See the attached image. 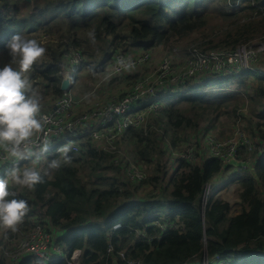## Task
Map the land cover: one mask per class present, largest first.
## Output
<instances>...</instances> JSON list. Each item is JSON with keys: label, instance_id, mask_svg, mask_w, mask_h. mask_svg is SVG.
<instances>
[{"label": "trees", "instance_id": "trees-1", "mask_svg": "<svg viewBox=\"0 0 264 264\" xmlns=\"http://www.w3.org/2000/svg\"><path fill=\"white\" fill-rule=\"evenodd\" d=\"M211 10L218 19L233 16L235 23L212 46L219 48H202L206 44L202 37L194 45L200 51L234 49L264 37V0H0V64L10 62L5 45L14 33L36 39L45 53L26 74L31 88L37 91L44 84L51 95L60 96L64 56L70 51L83 57L80 69L97 73L112 61L118 49L148 50L202 31ZM89 32L95 33V42ZM244 76L255 77L254 92L264 98V69L259 67L223 79L193 78L179 86L187 89L171 96L159 95L169 102L178 99L191 108L198 105L199 116L206 105L211 111L222 104L228 107L227 100L221 99L233 95L229 96L226 89L233 85L232 80ZM224 94L228 97L218 96ZM162 117L174 130L172 143L196 126L173 106L162 111ZM241 126L248 133L245 125ZM132 136L135 159L151 167L164 153L161 140L142 131L132 132ZM242 149L236 156L237 165L246 168L233 174L241 211L234 216L227 202L205 196L222 171H235L234 165L226 166L216 157L200 164L178 161L174 174L163 185L161 181L156 184L155 178L143 181L145 169L141 167L139 176L111 178L106 174L109 168L102 165L113 156L110 151L89 149L83 160L73 153H67L68 160L53 155L41 170L43 182L32 189L30 197L19 194L17 198L28 201L25 218L36 213L32 223L41 224L50 233L52 227L53 243L64 244L69 255L82 251L79 264H201L205 257L210 264H264V147L259 151L254 147L252 152L251 148ZM53 158L61 159L62 164L48 169ZM85 162L90 166L87 182L79 176ZM148 183L158 193L143 199L135 196L141 185ZM0 264H5V257L0 258ZM15 264L45 263L23 256ZM48 264L67 263L52 257Z\"/></svg>", "mask_w": 264, "mask_h": 264}, {"label": "rangeland", "instance_id": "rangeland-1", "mask_svg": "<svg viewBox=\"0 0 264 264\" xmlns=\"http://www.w3.org/2000/svg\"><path fill=\"white\" fill-rule=\"evenodd\" d=\"M215 14L216 12L214 10H211L209 12L208 16L210 20L209 22L206 23V26L202 31L193 33L185 38L172 39L165 45L151 47L148 49V51L146 50L147 51L146 53L150 55V61L145 65L142 64L141 66L135 67L134 69H131L130 71L126 72V73H132L130 76L124 78L125 80L131 81L127 84H122L121 76L111 75L110 73L106 75L105 73H100V72L99 74H93L90 73V70H88L87 68H82V69L79 68L80 70L78 69L77 71H75L70 66H68L67 68L64 66L63 74H69L71 77L70 79L71 84L73 85L75 83L76 87H74L75 89L72 91V93H75L78 90L86 94V96H89V99H94V101H100L101 103H108L112 101L113 98L123 95L128 90H131L137 81L143 79H146L147 93L148 90L152 92H156L157 98H158L157 93L163 88L180 90L181 87L173 86L177 84L175 75H177L182 70V64L180 63V60L177 58L172 59L170 64V69H171L170 74L172 75V77L169 76L168 78L161 79L159 78L160 75L159 73L161 70V59L163 55H165L167 50L170 48H175L179 53V55L183 56L182 53H184V50L190 45L197 46L198 41H200L202 37H204V42L206 43L205 45L202 46V48L204 49L219 48V47L213 48L212 46H215L218 43L220 37L225 33V30L231 28V25H233L235 21L233 20L234 19L233 16L221 17L220 19H218ZM208 42H211V44L208 45ZM259 43L264 44V37L257 38L252 42V45H256ZM136 49L137 48H129L127 51L118 49V51L121 52L122 55H125L127 58L132 59L135 58L138 54H142L144 51L142 49L140 50H136ZM263 50L264 49H261V46L258 45L254 47L253 52L258 53ZM244 62L246 66L249 68L259 67L261 69H264V53L260 56L255 57L252 61L246 60ZM90 74H93L94 77L93 78L87 77V75ZM203 74H209V73H203ZM195 78L205 79V78H215V76L202 75ZM190 80L188 82H190ZM29 83L31 87L30 80ZM246 86H250L249 91H244L243 94H241V91H243L244 88L239 87V85L237 84L236 85L233 84L231 88H229V90L231 91L234 90L231 92L233 95L237 94L240 96H237V98L232 99L228 107L226 105H221L218 108L211 111L210 110L211 107L209 105H206V109L203 111L202 114H199V116H197L195 109L198 107V105L195 106V108H191L186 103L175 104L174 106L180 108L183 111V114L191 120L190 125L192 126L196 125V126L189 130H185L186 132L185 134H180L179 138L174 139L173 142L174 144L172 143V137L174 136L172 132L174 130L166 126V121L162 122L161 120H159L158 122H155L153 115L150 116L149 118V115L152 114L153 112L154 114L159 113L157 106L153 112L148 114L147 117L148 120L146 119L144 125L141 128L135 130H142L145 135L147 133L151 137H156L158 140L163 141L164 146H166L163 148L164 153H166L167 155L173 154L172 160L174 159L173 160L174 163L172 161H169L170 159L168 158V156L163 153L160 157L155 159V162L154 164H152L151 167H146L144 165L142 166V164H140L137 161V159L134 158L133 156L134 147L129 141H125L124 139H122L120 141H117V143H114L113 147L110 148L108 143L103 144V141H99L91 138L92 139L91 142L95 147H99L100 149H106V151H110L114 155V158L110 162L108 160L102 163L103 166L109 168L106 174L109 176L111 175V178H115L116 180H118L119 177H124L125 174L127 177H130L131 175L139 176L141 175L142 170L139 169L138 167H141L145 169V177L143 178V181L147 182L148 180L155 178L157 181L156 184L161 181V183L165 185L168 179L170 178V175H173L175 172L174 168L177 166L178 163L177 159H179V157H176V155L182 153L189 147V151L194 150L195 152V161H193V163L198 164L200 159L199 153L204 152L205 151L204 148L207 149V156H208L211 155L212 153L211 151L213 147H217L218 145H220L221 141H225L227 138H229L228 140H234L237 138L238 141L239 138L238 131H235L233 133L231 129L234 126L239 127L243 124L245 125V128L248 130L251 139V145H252L251 152L254 147L255 148L264 147V109L260 108L262 105H259L258 108V103L254 101L251 97L250 99L247 97L249 92L254 90L255 88L254 82L250 80L248 81ZM235 90L239 92L237 93L235 92ZM37 91L40 92L43 97L42 107H41L42 112L48 110L47 108L48 106L52 107L55 103V100H57L59 97V96L51 95V91L49 89H45L44 84H41L38 87ZM103 91L105 92L114 91L115 96L112 97L109 101L102 102L101 93ZM146 96L148 95L146 94ZM167 102L162 101V103H167ZM76 111L77 108H73L71 110L70 112L71 117H73L72 115H75L77 117V115L81 113L78 112L75 114ZM165 128L168 129V132H164ZM211 136L215 140H213ZM127 139L128 140L130 139L129 134ZM228 140H226L224 143H226ZM256 140L258 142L259 141L262 142L263 144H259L257 146ZM250 163L251 162H248L247 164L248 168ZM3 165L0 167V170L2 169ZM39 168L40 170H42L43 165ZM43 171L45 172V169ZM89 171H90L89 164L84 163L80 166L79 176L85 182L88 181V177L90 176ZM224 171L230 174H225ZM224 171L222 172L221 175L222 177H220L222 181V187L218 186L217 180H214L213 183L216 184L214 185L216 187V191H214L212 195H214L215 198L219 200H223L227 202L230 205V215L234 216L241 211L240 200L238 197L239 186L238 183L233 182V180H231V182L228 181L232 173L235 174L239 172L237 170H235L236 172L233 171L232 168L228 170L226 169ZM220 178H218V180ZM12 188L14 189L13 191L16 192L15 194H17V192L22 193V191H24L25 189L14 183H12ZM209 188H212V185L209 186L208 189ZM153 193L157 194L158 192L155 190V188H153L151 184L149 183L142 184L135 196L138 195L139 198L143 199L147 195H152ZM217 193H219V195H217ZM6 245L7 243L6 242L3 243V239H0V258L5 257V264H15L17 260H14L13 257L11 256V253L14 254L15 251L13 248L7 247Z\"/></svg>", "mask_w": 264, "mask_h": 264}, {"label": "built area", "instance_id": "built-area-1", "mask_svg": "<svg viewBox=\"0 0 264 264\" xmlns=\"http://www.w3.org/2000/svg\"><path fill=\"white\" fill-rule=\"evenodd\" d=\"M258 45L261 46V49H264V44L262 43L256 45H252V43L243 44L229 50L215 49L209 51H200L196 46L192 45L187 47L186 53H182V55L186 57L179 55L175 48H170L161 59L159 78L165 79L169 76L172 77L170 74V64L171 60L174 58L180 60L182 70L175 75L177 84L173 86H182L190 79L202 75H213L215 78L219 79L230 77L233 74L249 69L244 61H252L255 57L264 53V50L258 53L253 52L254 47ZM147 51L145 50L142 54H138L135 58L131 59L133 64L131 69L139 67L142 64L145 65L150 61V55L146 53ZM120 58L129 59L125 55H122L121 52L117 51L110 62L109 68H111L105 71L106 75L110 73L111 75L117 76L130 71L118 65L117 61ZM64 62L66 68L70 66L77 71L81 67L83 57L79 52L70 51L64 56ZM68 76L70 80V75ZM230 83H232V81ZM146 90V79L137 81L133 88L124 93L122 97L108 103H95L88 113L75 120L71 119L70 114L73 109L74 96L69 90L61 91L62 94L55 100L52 107L45 112L41 110V115L48 117V120L42 131L38 133L34 139L37 141V144L47 140L49 148L46 154L50 153L54 146L60 151L65 145L70 146V151L68 153L77 154L79 152L78 146L75 144L72 145V142H65L62 137L64 138L66 131H74L81 121L87 122L93 120L96 123V128L89 133L92 139L98 140L106 138L114 141L118 136L126 133L129 129L142 127L146 122L148 114L151 111L153 112L156 106L158 108V105L165 100L161 99L159 92L157 93V98L156 92L148 90L147 93ZM146 94L148 96H146ZM170 95L171 93L163 94L162 96L166 97ZM235 131L239 133L238 141L237 138L234 140H228L229 138H227L226 140L228 141L226 143H224L226 140L221 141L220 145L213 147L209 157L220 159L226 166L234 165L235 170L239 173H243L246 166H238L236 156L240 150H243L242 148L250 149L252 145L250 137L244 129L236 127L233 133ZM112 141L108 142L110 148L113 147ZM176 157H179L177 162L185 161L193 163V161H195V152L194 150L189 151L188 147L185 151L176 155ZM7 160L5 153L0 151V167ZM210 191L211 188L206 190L205 193L207 194ZM35 215L36 213H32L28 217H24L22 221L16 225L15 230L3 229V236L1 239H3V243L8 242L9 245H13L12 248L15 251L14 254L11 253L13 259L18 260L23 256H31L48 264L52 260V257H57L59 259H64L67 264H79L82 251L75 250L69 255L65 250L64 244L60 242L53 243L54 238L52 234L41 224L34 222L29 223ZM117 227V225L114 226V229ZM111 251L112 250L109 248L108 252L111 253ZM122 253H120L121 256H123ZM128 264L138 263L137 261H130ZM201 264H210V261L205 257ZM216 264L225 263L224 261H218Z\"/></svg>", "mask_w": 264, "mask_h": 264}, {"label": "clouds", "instance_id": "clouds-1", "mask_svg": "<svg viewBox=\"0 0 264 264\" xmlns=\"http://www.w3.org/2000/svg\"><path fill=\"white\" fill-rule=\"evenodd\" d=\"M88 36L95 42L94 32ZM5 47L10 62L0 64V151L12 163L0 176V229L15 230L29 205L9 190V182L31 190L44 179L38 165L42 158L47 159L49 145L47 140L37 144L34 137L42 131L48 117L41 115L42 94L30 87L26 74L44 55L45 48L36 39L20 33H14ZM117 63L125 70L133 67L130 58H120ZM60 151L64 160L70 159L69 145ZM61 164V159L53 158L47 168L57 169Z\"/></svg>", "mask_w": 264, "mask_h": 264}, {"label": "crops", "instance_id": "crops-1", "mask_svg": "<svg viewBox=\"0 0 264 264\" xmlns=\"http://www.w3.org/2000/svg\"><path fill=\"white\" fill-rule=\"evenodd\" d=\"M160 46H162V45H160ZM156 47V46H155ZM140 49H142V50H144L143 48H137L136 50H140ZM187 49V48H186ZM186 49L184 50V53H186ZM145 51V50H144ZM109 66H110V63H108L107 65H106V67H105V69H103L102 71H100V73H105V71L109 68ZM93 74H99V72H97V73H93ZM93 74H90V75H87V77H90V78H93L94 77V75ZM132 73H122V74H120V75H117V76H121V78H122V84H127V83H129V82H131L130 80L128 81V80H125L124 78H126V77H128V76H130ZM65 74H63V76H64ZM67 75H69V74H67ZM139 76V75H138ZM137 76V77H138ZM252 78V79H251ZM253 78H255V77H250V76H244V77H241L239 80L238 79H236L235 81H233L232 80V83L233 84H237V85H239V87H243L244 88V90L243 91H241V94H243V92L244 91H249V87L250 86H246V84L248 83V81H250V80H252L253 82H254V86L256 87L257 86V80L256 79H253ZM70 79H71V77H70ZM207 79H211V78H205L204 80H207ZM93 80V79H92ZM74 87H76L75 86V83L72 85V87H71V90H70V92H71V94L74 96L73 97V99H74V103H73V108H77V111L75 112V114L76 113H78V112H81L79 115H77V117L75 116V115H72L73 117H71V119H73L74 117V120L75 119H78V117L80 118L81 116H83V115H85L86 113H88L90 110H91V108L93 107V105L95 104V103H101L100 101H94V99H89V96H86V94H84V93H82V92H80V91H76L75 93H72V91L75 89ZM182 89H187L188 87H181ZM229 88H231V87H229ZM181 91V89L180 90H173V89H163V90H160L159 91V94H161V95H163V94H174V93H178V92H180ZM226 91H227V93H231L232 91H234V90H227L226 89ZM116 93H119V92H116ZM230 95H233L232 93L231 94H229V96ZM115 96V94H114V91H111V92H105V91H103L102 93H101V100H102V102L103 101H109L112 97H114ZM123 95H120V96H117V97H115V98H113V100L112 101H114L115 99H117V98H120V97H122ZM171 96V95H170ZM218 96H225V97H228V94H224V95H218ZM237 96H240V95H233V98H229V99H227V98H222L221 100H227L226 102H227V105H229V103L231 102V100L232 99H234V98H237ZM249 99H250V97L254 100V101H256L257 103H258V108H259V105H262L260 108H262V109H264V98H261V97H259V96H257L256 95V93L254 92V90H252V91H250L249 92V94H248V96H247ZM177 100V101H176ZM168 101V99L167 100H164L163 102H167ZM162 103V102H161ZM160 103V104H161ZM184 103V102H183ZM183 103H179V100L178 99H174V100H172V101H170V102H167V103H162L161 105H159V108H158V112L159 113H156V114H154V112L152 113V114H150L149 115V118H150V116H154V120H155V122H158L159 120H161L162 122H165L166 121V118H164V117H162V111H164L166 108H169L170 106H173L174 108H177V107H175L174 105L175 104H183ZM187 104V103H186ZM164 105V106H163ZM222 105H225V104H222ZM163 106V107H162ZM51 106H48L47 108L49 109ZM180 109V108H179ZM82 112H84V113H82ZM152 112V111H151ZM150 112V113H151ZM70 119V120H71ZM148 120V119H147ZM92 127H91V126ZM236 127L237 126H234L232 129H231V131L233 132L235 129H236ZM240 128H242L243 129V127L242 126H239ZM96 128V123H95V121H87V122H83V121H81V123L74 129V131H72V132H68V131H66V139H64L65 140V142H67V143H71L72 145L73 144H75V145H77L78 146V148H79V152L77 153V154H75L76 155V157L77 158H80L79 160H83L84 158L83 157H85V152H88V150L89 149H95L98 153H102V152H106V149H100L99 147H95L93 144H92V137L90 136V132L93 130V129H95ZM139 128H141V127H139ZM136 129H138V128H136ZM135 131H138V132H141L142 130H130V131H128V132H126V133H124V134H122V135H120V136H118L114 141H112V140H109V139H106V138H103V139H98L99 141H103V144L104 143H108L109 141H112L113 142V144L114 143H117V141H120V140H122V139H124L125 141H129L132 145H133V147H134V149H133V156H134V158H136V156H135V154H134V151H135V146H136V144L134 143V137L132 136V132H135ZM164 131H166V128L164 129ZM143 132V131H142ZM128 134H129V137H130V139L128 140L127 139V137H128ZM256 144H257V146L259 145V144H263L262 142H258L257 140H256ZM160 146L162 147V149L164 148V147H166V146H164V144H163V141H161L160 142ZM83 147V148H82ZM257 148H259V147H257ZM204 152H200L199 154V156H200V159H199V162H198V164H200L202 161H204L206 158H208L209 157V155L207 156V149L206 148H204ZM260 150V148L258 149V151ZM164 151V150H163ZM109 152V151H108ZM74 154V153H73ZM165 155H167L166 153H164ZM46 156H47V158L48 157H51V156H53V155H58L60 158L61 157H63L62 155H63V153L62 152H60L58 149H57V147H53V149H52V151L50 152V153H48V154H45ZM113 155V154H112ZM168 156V158L170 159L169 161H172L173 162V160H172V157H173V154H170V155H167ZM114 158V155L111 157V158H109V162L112 160ZM8 160L4 163V165H3V167H2V169L0 170V176H2L3 174H4V172H5V170L7 169V167H10L11 166V160L9 159V158H7ZM47 161V159H41L40 160V162H39V165H38V167H41L42 165H44V163ZM106 161H108V160H106ZM105 162V161H104ZM22 164L23 163H28V162H21ZM86 164H88L87 162H85ZM174 163V162H173ZM175 169V168H174ZM223 172V171H222ZM222 172L214 179V180H217V184H218V186H221L222 187V181H221V178L220 177H222L221 175H222ZM224 173L225 174H230V173H227V172H225L224 171ZM232 174H234V173H232ZM231 174V177L229 178V181L228 182H231V180H233V177H234V175H232ZM218 178H220L219 180H218ZM214 185H216L215 183H213L212 182V188H211V190L213 189V188H215V186ZM220 187V188H221ZM11 189V190H10ZM9 190L11 191V192H14L13 190V188H12V182L10 181L9 182ZM31 191H32V189L31 190H29V189H24V191H22V193H20V192H17V194H15L16 192H14L13 194L16 196V197H19L18 195L19 194H24V195H27L28 194V196L30 197L31 196ZM19 193V194H18ZM217 195H219V193H217ZM211 196V195H210ZM0 231H1V233H0V239L2 238V236H3V230L2 229H0ZM51 233H52V235L55 237V233H54V231L52 230V227H51Z\"/></svg>", "mask_w": 264, "mask_h": 264}, {"label": "water", "instance_id": "water-1", "mask_svg": "<svg viewBox=\"0 0 264 264\" xmlns=\"http://www.w3.org/2000/svg\"><path fill=\"white\" fill-rule=\"evenodd\" d=\"M69 84H70L69 76L67 74H65L63 76L61 84H60V90L61 91H68L69 90Z\"/></svg>", "mask_w": 264, "mask_h": 264}, {"label": "bare ground", "instance_id": "bare-ground-1", "mask_svg": "<svg viewBox=\"0 0 264 264\" xmlns=\"http://www.w3.org/2000/svg\"><path fill=\"white\" fill-rule=\"evenodd\" d=\"M71 84V83H70ZM70 84H69V91L71 90L70 89ZM134 118V117H133ZM211 138H213L212 136H211ZM214 139V138H213ZM214 191H216V187L215 188H213L209 193H207L205 196H210V195H212V193L214 192ZM31 223H32V221H31ZM7 247H13V245H6Z\"/></svg>", "mask_w": 264, "mask_h": 264}]
</instances>
